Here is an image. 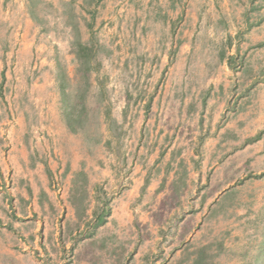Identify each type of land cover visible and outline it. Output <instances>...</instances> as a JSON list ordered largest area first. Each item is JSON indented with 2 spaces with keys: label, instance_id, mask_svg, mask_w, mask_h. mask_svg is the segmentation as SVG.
I'll use <instances>...</instances> for the list:
<instances>
[{
  "label": "rangeland",
  "instance_id": "obj_1",
  "mask_svg": "<svg viewBox=\"0 0 264 264\" xmlns=\"http://www.w3.org/2000/svg\"><path fill=\"white\" fill-rule=\"evenodd\" d=\"M256 1L0 0L1 264H264L249 155L204 146L264 99Z\"/></svg>",
  "mask_w": 264,
  "mask_h": 264
},
{
  "label": "crops",
  "instance_id": "obj_2",
  "mask_svg": "<svg viewBox=\"0 0 264 264\" xmlns=\"http://www.w3.org/2000/svg\"><path fill=\"white\" fill-rule=\"evenodd\" d=\"M255 10L258 16L257 22L252 25V31L255 32L250 41L251 44H258L259 50H264V0H258L255 3ZM253 81V82H252ZM256 86L257 90L264 86V80H260L256 85V79L250 80V83ZM209 113V111H208ZM207 118V114L204 116ZM212 124H210L211 126ZM201 133L207 131L205 126L199 128ZM204 146L208 148L211 143L214 142L215 146L219 144V138L221 134H231L232 137L237 140L239 145L240 142L243 144L238 154L243 155L247 153L249 155V162L251 166L249 169L252 171V175L255 180H259V185H264V99L260 96L259 98L250 99L244 104L241 111L231 113L224 123L218 129L212 128L209 130ZM214 136L216 138H214ZM216 140H214V139ZM240 139V140H239ZM246 140L247 143H244ZM246 162V161H245ZM258 182H256L257 184ZM219 200V199H218ZM217 200V201H218ZM209 202V201H207ZM213 202V200L211 201ZM205 209V208H204ZM198 214H201L200 212ZM206 213L203 212V216ZM264 249V240L262 242ZM159 246V247H158ZM126 247V246H124ZM121 246L120 251H126L124 254L121 253L120 259H126L127 264H191L193 258L187 257L183 253V249L180 246H165L159 245L157 242L149 243H130L127 245L128 248ZM165 253H160L161 250ZM129 256V257H128ZM204 257H207L206 255ZM1 264V263H0Z\"/></svg>",
  "mask_w": 264,
  "mask_h": 264
},
{
  "label": "trees",
  "instance_id": "obj_3",
  "mask_svg": "<svg viewBox=\"0 0 264 264\" xmlns=\"http://www.w3.org/2000/svg\"><path fill=\"white\" fill-rule=\"evenodd\" d=\"M70 125H71V124H68L69 128H70L71 130H73V126H72V128H71ZM103 221H104L103 219L100 220L101 223H103Z\"/></svg>",
  "mask_w": 264,
  "mask_h": 264
}]
</instances>
